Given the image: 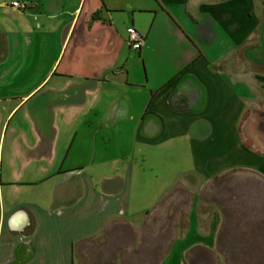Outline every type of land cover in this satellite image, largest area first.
<instances>
[{
  "label": "crops",
  "instance_id": "1",
  "mask_svg": "<svg viewBox=\"0 0 264 264\" xmlns=\"http://www.w3.org/2000/svg\"><path fill=\"white\" fill-rule=\"evenodd\" d=\"M11 1L0 0V264H76L111 219L161 225L180 193L195 227L199 189H220L206 201L222 225L250 203L264 224L262 78L244 65L246 52L264 59V0ZM190 232L163 264L211 241Z\"/></svg>",
  "mask_w": 264,
  "mask_h": 264
},
{
  "label": "rangeland",
  "instance_id": "2",
  "mask_svg": "<svg viewBox=\"0 0 264 264\" xmlns=\"http://www.w3.org/2000/svg\"><path fill=\"white\" fill-rule=\"evenodd\" d=\"M244 65L246 73L261 75L262 79L258 82L255 77L254 90L264 111V59L252 65L246 52ZM261 127L264 131V113L261 115ZM261 141L264 143V134ZM170 152L171 147L166 146V153ZM212 190L218 192L220 189H199L197 192L199 219L195 227L188 220L191 197L189 199L180 193L177 201L168 205L167 216L161 225H146V215L111 219L93 240L78 246V251L84 249L90 255L84 257L77 252L76 264H163L173 241L190 230V233L207 236L211 241L191 243L189 255L183 254L180 259L182 264H264V224L262 219L256 218L258 212L249 208L251 203L244 210L230 206L228 210L225 209L227 218L222 225L219 206L206 201ZM173 191L183 192L184 189Z\"/></svg>",
  "mask_w": 264,
  "mask_h": 264
},
{
  "label": "built area",
  "instance_id": "3",
  "mask_svg": "<svg viewBox=\"0 0 264 264\" xmlns=\"http://www.w3.org/2000/svg\"><path fill=\"white\" fill-rule=\"evenodd\" d=\"M11 6L18 10H25L30 6L27 0H12L10 2ZM128 33V43L134 50H139L144 44V37L141 35L139 30L135 26H130L127 29Z\"/></svg>",
  "mask_w": 264,
  "mask_h": 264
}]
</instances>
